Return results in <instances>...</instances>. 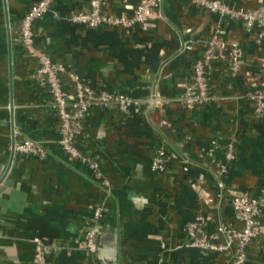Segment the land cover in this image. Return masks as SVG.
I'll list each match as a JSON object with an SVG mask.
<instances>
[{
    "label": "crops",
    "instance_id": "0c3cea01",
    "mask_svg": "<svg viewBox=\"0 0 264 264\" xmlns=\"http://www.w3.org/2000/svg\"><path fill=\"white\" fill-rule=\"evenodd\" d=\"M37 0H0V264H232L229 252H203L187 245L184 226L200 214L240 226L227 189L257 197L264 183V115L250 112L249 78L260 77L264 39L241 21L212 13L192 0H160L157 16L125 30L74 24L70 15L89 0H52L33 22L34 48L60 62L96 90L131 94L140 105L129 112L93 106L84 118L78 147L93 169L61 149L60 125L50 93L35 78L38 60L23 46L20 22ZM109 15L130 14L140 0H101ZM264 15V0H222ZM220 26L240 49L237 72L226 59L211 63L205 105L182 101L194 62ZM69 76L64 74V83ZM70 79V78H69ZM112 105V104H111ZM237 132L235 158L219 187L201 158L212 139ZM27 138L45 155L17 152ZM172 161L160 171L151 160L160 151ZM222 157L221 149L215 151ZM103 217L96 249L84 233L96 203ZM260 234L246 264H264V200ZM55 247L34 261L32 238Z\"/></svg>",
    "mask_w": 264,
    "mask_h": 264
},
{
    "label": "built area",
    "instance_id": "2783aa9c",
    "mask_svg": "<svg viewBox=\"0 0 264 264\" xmlns=\"http://www.w3.org/2000/svg\"><path fill=\"white\" fill-rule=\"evenodd\" d=\"M204 9L217 13L223 17L239 20L243 23L246 32L256 31L257 42L264 39V15L258 12L234 8L222 0H192ZM52 0H37L23 14L20 22V37L24 47L34 52L38 60L35 70V78L38 83L50 93L51 107L56 114L60 125L59 145L69 158L78 159L93 169L97 163L80 153L78 147L79 138L83 134L84 122L87 112L93 106L108 107L115 105L122 112H129L131 107L137 108L141 101L131 94L120 92H105L96 90L79 76L67 72L60 62H54L50 57L34 48L33 22L39 19L49 10ZM160 0H140L135 5H127L130 14L109 15L102 10L101 0H89L87 10L73 12L69 19L77 25L94 28L98 26L120 27L128 31L132 27L144 24L157 16L156 11ZM240 49L236 41H227L220 26L216 27L210 39L206 41L201 56L194 62L189 81L184 86L182 101L187 107L205 105L213 99L205 76L207 68L217 60L226 59L232 72H237L240 65ZM260 77L249 78V89L245 96L254 101V112L261 115L264 112V62L261 66ZM69 76L73 83V92L64 83V74ZM237 132H233L223 142L212 139L206 153L215 158L216 149L221 143L222 157L218 160L217 180L219 187L226 188L223 177L235 158ZM13 149L20 153L33 154L39 157L45 155L42 145L33 140L23 138L13 143ZM164 151L160 150L151 160V168L154 171L163 169ZM168 160V158H166ZM165 160V161H166ZM233 215L240 223V228H235L231 223L218 222L212 229L208 228L209 221L203 215L197 214L184 226V234L187 236V245L200 249L203 252H229L236 241L239 249L233 255L232 264H246L247 253L242 251L251 239L260 234V207L264 200V183L257 197L249 196L233 188H228ZM103 217L102 202L94 205L92 215L84 233L85 247L89 252L96 249L95 237ZM222 238V239H221ZM35 246L34 261L44 262L47 254L54 249L46 238L35 236L32 239Z\"/></svg>",
    "mask_w": 264,
    "mask_h": 264
},
{
    "label": "trees",
    "instance_id": "16d2710c",
    "mask_svg": "<svg viewBox=\"0 0 264 264\" xmlns=\"http://www.w3.org/2000/svg\"><path fill=\"white\" fill-rule=\"evenodd\" d=\"M209 40V39H208ZM212 66L213 65H210L208 68H207V72L205 73V76H206V79H207V82H208V87H209V89L211 88V82H210V80H211V75H210V73L208 72V70L210 69V68H212ZM65 82L67 83V85H68V88H69V90L71 91V92H73V83H72V81L67 77L66 78V80H65ZM247 98V97H246ZM248 99V98H247ZM248 102L250 103V105H251V107H250V112L252 113V115L253 114H255V112H254V106H255V104H254V101L253 100H251V99H248ZM109 109H113V110H117V111H119V112H121V113H123L122 111H120L115 105H109V107H108ZM123 114H125V113H123ZM256 115V114H255ZM264 115V112L261 114V115H259L260 117H262ZM83 122H84V119H83ZM219 147H220V149H221V153H222V148L224 147V144L223 143H221L220 145H219ZM162 158H163V166L165 167L168 163H170L172 160V157L170 156V154L169 153H165L163 156H162ZM166 158H168V160H166ZM201 158L203 159V161L207 164V165H209L210 166V169L213 171V174L216 176V173H217V170H218V158H216V156H215V158H213L212 156H210V155H208L206 152H204V153H202V155H201ZM166 160V161H165ZM222 193L223 194H225V195H228L227 194V192H226V189L225 188H223V190H222ZM229 197V200H230V196H228ZM230 205H231V202H230ZM232 207V206H231ZM240 222V221H239ZM235 228H240L241 227V223H240V226H234ZM257 238V237H256ZM256 238H254V239H251L246 245H244V247L242 248V251H244V252H246L247 253V255L249 254V251H248V248H249V246L251 245V243L256 239ZM222 239V238H221ZM233 246L231 247V249H230V251H229V254H230V260H231V263H232V257H233V255H234V253H236L239 249H241L240 247H238V244H237V242L236 241H234L233 242V244H232ZM214 253H216V252H214Z\"/></svg>",
    "mask_w": 264,
    "mask_h": 264
},
{
    "label": "rangeland",
    "instance_id": "374dc122",
    "mask_svg": "<svg viewBox=\"0 0 264 264\" xmlns=\"http://www.w3.org/2000/svg\"><path fill=\"white\" fill-rule=\"evenodd\" d=\"M97 169V168H96Z\"/></svg>",
    "mask_w": 264,
    "mask_h": 264
}]
</instances>
